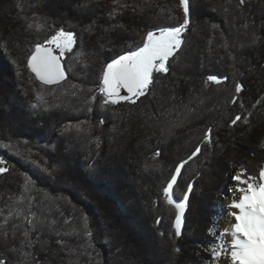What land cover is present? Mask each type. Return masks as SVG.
<instances>
[{"label": "trees", "instance_id": "16d2710c", "mask_svg": "<svg viewBox=\"0 0 264 264\" xmlns=\"http://www.w3.org/2000/svg\"><path fill=\"white\" fill-rule=\"evenodd\" d=\"M190 5L168 73H154L135 105H103L105 64L142 45L156 25L179 26V0H0L5 264L216 263L210 230L226 176L240 168L259 184L264 168V0ZM60 29L77 39L63 57L70 76L45 86L26 60ZM209 129L212 144L204 142ZM197 147L173 190L180 200L193 185L177 238L163 189Z\"/></svg>", "mask_w": 264, "mask_h": 264}, {"label": "snow or ice", "instance_id": "6c2138e0", "mask_svg": "<svg viewBox=\"0 0 264 264\" xmlns=\"http://www.w3.org/2000/svg\"><path fill=\"white\" fill-rule=\"evenodd\" d=\"M179 4L183 10V22L179 26L156 25V30L146 32L142 45L137 46L135 50L112 58L105 64L102 76L103 86L100 88L103 105H118L121 102L135 105L141 97H145L149 93L154 83V73H168L169 60L180 51L184 44L183 34L188 30L191 22L190 0H179ZM239 4L245 5L246 0H239ZM213 27L217 26L213 25ZM76 43L75 33L60 29L46 43L35 45L28 54L26 67L41 84L45 86L59 84L67 79L65 66L62 63L63 57L66 52L73 51ZM56 49H59L58 54ZM208 80L217 84L221 83V79L216 76H209ZM242 90L241 84L235 86L236 93H240ZM92 99L95 100L96 97L93 96ZM232 103H236L235 99ZM32 107L36 108L37 105L34 104ZM238 121H241L240 115H236L231 124L236 125ZM245 122L247 121L245 120ZM100 123L102 124L104 121L101 119ZM204 142L206 144L213 143L211 129L205 133ZM200 152L201 148L197 147L187 160L181 161L175 167L174 174L163 189V196L167 203L176 209L174 235L177 238L183 234L184 216L193 185L188 184L180 200L174 198V186L177 185L185 165ZM155 155L159 156L160 152H156ZM5 163L6 161L0 158V165ZM8 171L7 167L0 166V174ZM233 179L237 181L235 191L240 195L238 198L233 197L227 206L230 209L227 211V215L234 218V223L230 226L231 242L226 248L223 236L229 234V229H225V232L221 234L219 250L213 248L212 256L218 258L228 252L232 264H264V168L259 172L261 181L259 184L255 182L256 177L246 176L243 171L235 175ZM84 219L87 221L86 216ZM28 223L31 224L32 221L29 220ZM28 234V230H25V237ZM88 235L91 236L92 233L89 231ZM174 252L179 253L180 248L176 247ZM0 264H5V262L0 260Z\"/></svg>", "mask_w": 264, "mask_h": 264}, {"label": "rangeland", "instance_id": "374dc122", "mask_svg": "<svg viewBox=\"0 0 264 264\" xmlns=\"http://www.w3.org/2000/svg\"><path fill=\"white\" fill-rule=\"evenodd\" d=\"M2 167H4L3 165H0ZM243 170L240 169V168H237V169H233V171H231L228 176H226L227 178V182H225V185L223 186V190L222 192H220V194L218 195V204H217V207H218V211H219V215L217 216V220L215 221L214 225L212 226L211 230H210V233L211 235L213 236V238L215 239L213 244H212V249L213 248H216L217 250H219V244L221 242V234L225 232V229H229L230 231V226L232 223H230L228 225V227L225 228L224 225H222V221L223 219L226 217V212L224 210V207H223V199L225 197H227L228 195V189L229 188H232V190L236 193V194H240L239 192H236L235 191V187L237 186V181L236 182H233V177L237 174H240ZM257 183V181H255ZM261 182V181H260ZM259 183V182H258ZM240 186H245V185H240ZM228 216V215H227ZM227 218V217H226ZM228 219L230 221H232L234 223V218L231 217V216H228ZM223 240L226 242L225 244V247L227 248L228 245L230 244V240L227 238V236H223ZM211 249V251H212ZM228 252H225L222 256L218 257L217 258V261L215 264H227V262H225V260L228 261L227 257H228Z\"/></svg>", "mask_w": 264, "mask_h": 264}, {"label": "bare ground", "instance_id": "6f19581e", "mask_svg": "<svg viewBox=\"0 0 264 264\" xmlns=\"http://www.w3.org/2000/svg\"><path fill=\"white\" fill-rule=\"evenodd\" d=\"M233 180V182H236L234 179H232ZM228 194V196L227 197H225L224 199H223V207H224V210H225V212L227 213V211H229L230 209H228V204H230L231 203V200L233 199V197H236V198H238L239 197V195L240 194H236L233 190H232V188H229L228 189V192H227ZM232 210H234V209H232ZM227 217V218H226ZM226 217L223 219V221H222V225H224L225 226V228L226 227H228V225L230 224V223H233L232 221H230L229 219H228V216H227V214H226ZM227 236V238L230 240V242H231V235H230V231H229V234L228 235H226ZM227 259H228V261L227 260H225V262H227V264H232V262H231V259H230V254H228V257H227Z\"/></svg>", "mask_w": 264, "mask_h": 264}, {"label": "water", "instance_id": "95a60500", "mask_svg": "<svg viewBox=\"0 0 264 264\" xmlns=\"http://www.w3.org/2000/svg\"><path fill=\"white\" fill-rule=\"evenodd\" d=\"M56 52H57V54L59 53L57 50H56ZM62 63H63L64 66H65V71H66V75H67V79H66V80H68V79H69V76H70L69 71H68V69H67V67H66V64H65V61H64V60H62ZM66 80L61 81L59 84L49 85V86H57V85H60V84L64 83ZM39 82H40V81H39Z\"/></svg>", "mask_w": 264, "mask_h": 264}]
</instances>
